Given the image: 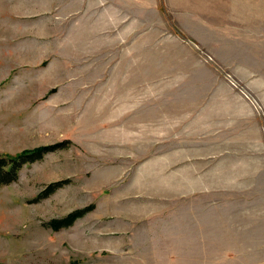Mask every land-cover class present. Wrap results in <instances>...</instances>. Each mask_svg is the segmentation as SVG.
<instances>
[{
	"label": "rangeland",
	"instance_id": "1",
	"mask_svg": "<svg viewBox=\"0 0 264 264\" xmlns=\"http://www.w3.org/2000/svg\"><path fill=\"white\" fill-rule=\"evenodd\" d=\"M62 142L0 264H264V0H0V155Z\"/></svg>",
	"mask_w": 264,
	"mask_h": 264
},
{
	"label": "trees",
	"instance_id": "2",
	"mask_svg": "<svg viewBox=\"0 0 264 264\" xmlns=\"http://www.w3.org/2000/svg\"><path fill=\"white\" fill-rule=\"evenodd\" d=\"M65 144L55 143L49 145L39 146L33 149H25L16 155H0V186L9 184L18 179L19 173L22 167L27 163H32L42 159L46 154L53 152ZM68 180H58L49 183L44 190L38 195L36 200L47 198L57 189L66 184ZM93 205L84 207L82 209H77L70 212L68 215L62 219H53L49 222L50 226L54 230H59L61 228L69 227L74 224V222L84 216L86 213L91 211Z\"/></svg>",
	"mask_w": 264,
	"mask_h": 264
},
{
	"label": "crops",
	"instance_id": "3",
	"mask_svg": "<svg viewBox=\"0 0 264 264\" xmlns=\"http://www.w3.org/2000/svg\"><path fill=\"white\" fill-rule=\"evenodd\" d=\"M178 229H179V231H181V229H182V226L180 227H178ZM175 231L176 230V227L175 226H171V224H169V226L167 227V231ZM178 232V231H177ZM176 233V232H175Z\"/></svg>",
	"mask_w": 264,
	"mask_h": 264
}]
</instances>
